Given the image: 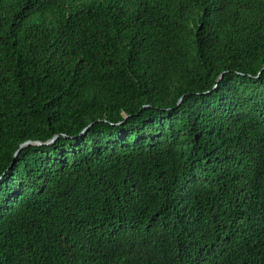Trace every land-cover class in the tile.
<instances>
[{"label": "trees", "instance_id": "trees-1", "mask_svg": "<svg viewBox=\"0 0 264 264\" xmlns=\"http://www.w3.org/2000/svg\"><path fill=\"white\" fill-rule=\"evenodd\" d=\"M0 264H264V0H0Z\"/></svg>", "mask_w": 264, "mask_h": 264}, {"label": "water", "instance_id": "water-1", "mask_svg": "<svg viewBox=\"0 0 264 264\" xmlns=\"http://www.w3.org/2000/svg\"><path fill=\"white\" fill-rule=\"evenodd\" d=\"M56 137L57 136H55L54 138H52V139H50L47 143H45V144H50V143H52L55 139H56ZM42 143H40V142H25V143H23V144H21L20 146H19V150L18 151H20L22 148H24V147H26V146H28V145H41ZM17 151V152H18Z\"/></svg>", "mask_w": 264, "mask_h": 264}]
</instances>
